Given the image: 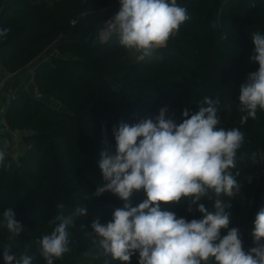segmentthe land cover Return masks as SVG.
Wrapping results in <instances>:
<instances>
[{"label":"trees","instance_id":"1","mask_svg":"<svg viewBox=\"0 0 264 264\" xmlns=\"http://www.w3.org/2000/svg\"><path fill=\"white\" fill-rule=\"evenodd\" d=\"M116 1L0 0V32L8 29L0 35V65L18 77L43 56L28 72L43 96L58 103L35 98L29 88L9 92L12 106L5 113L7 103L0 124L4 120L9 129L22 131L23 144L19 142L18 160L13 147L0 165V264H5V245H11L18 259L27 253L33 264H46L39 241L50 234L49 221L81 206L87 215L77 217L69 229L70 251L54 264H122L98 257L92 242L93 220L111 221L114 210L124 204L111 192L93 195L103 183L100 153L115 154L113 128L121 121L155 122L165 108V118L179 125L186 118L185 109L190 118L200 106H207L205 97L218 101V127L244 133L233 169L240 173L241 188L230 201L229 229L240 230L245 251L255 246L254 221L264 209V111L258 110L256 119L242 124L245 113L239 111L238 97L249 74L259 67L250 58L252 33H264V0H177L190 19L166 47L141 60L132 58L131 50L121 46L115 35H101ZM145 199L141 189L130 202L135 207ZM198 203L212 209L213 201L204 198ZM60 204L63 208L57 207ZM10 207L24 227L14 239L3 226V212ZM187 208L183 198L161 204L177 218H202L195 205L191 213ZM130 264H138V253Z\"/></svg>","mask_w":264,"mask_h":264},{"label":"clouds","instance_id":"2","mask_svg":"<svg viewBox=\"0 0 264 264\" xmlns=\"http://www.w3.org/2000/svg\"><path fill=\"white\" fill-rule=\"evenodd\" d=\"M119 4V11L105 21L104 35H115L121 46L143 56L166 47L190 19L187 8L177 0H119ZM252 41L254 55L250 59L259 67L240 88L239 111L245 113L242 124L256 119L258 110L264 111V33H252ZM217 103L205 97L203 104L207 106H200L190 118L185 109L186 118L179 125L166 119V109L162 108L155 122L144 119L129 125L121 121L113 128L116 151L114 155L100 153L103 183L93 195L111 192L124 204L114 210L111 221L102 224L96 218L91 223L98 257L122 264H130L136 253L138 264H264V209L255 217L254 247L245 251L240 230L229 229L230 201L241 188L240 173L234 174L233 169L237 168L244 133L239 128L218 127ZM255 155L251 159L255 160ZM4 160L5 153L0 151V165ZM141 189L146 199L133 207L130 198ZM224 196L229 201L221 198ZM182 198L188 201L187 211L191 213L195 205L202 218L189 221L161 209L162 203H179ZM204 198L213 201L211 210L198 203ZM86 215L87 209L81 206L49 221L52 230L39 241L46 264H54L70 251L69 229L77 217ZM15 217V209L4 210L3 226L12 239L24 231ZM222 230H226L223 236ZM3 259L5 264H33V256L25 253L18 259L11 253V245L3 247Z\"/></svg>","mask_w":264,"mask_h":264},{"label":"built area","instance_id":"3","mask_svg":"<svg viewBox=\"0 0 264 264\" xmlns=\"http://www.w3.org/2000/svg\"><path fill=\"white\" fill-rule=\"evenodd\" d=\"M119 8H120V4H119V0H117L115 2L114 7H113L114 15L119 11ZM109 10H110V7L109 8H103L101 11L102 12H106V11H109ZM114 15H112L111 18ZM16 78H17V75L15 73H12V72L8 71L2 65H0V93H1V91H3L6 88L10 87V85L13 83V80H15ZM28 88H29V91L31 92L32 96H34L35 98L45 100L50 105H52V104L57 105L58 104L57 101L53 97H51V98L44 97L43 94L41 93V91L35 85L34 82ZM1 121H2V127L4 128L3 130H5V132H7L8 136L12 140H15V141L22 140V136H23L22 131H20V130H11V129H9L7 123L4 120H1ZM14 148H16V149L13 152V156H14V158L16 160H18V156H19V153H20L19 150H18L19 143H17Z\"/></svg>","mask_w":264,"mask_h":264},{"label":"crops","instance_id":"4","mask_svg":"<svg viewBox=\"0 0 264 264\" xmlns=\"http://www.w3.org/2000/svg\"><path fill=\"white\" fill-rule=\"evenodd\" d=\"M28 73H30V78H28V76L26 77V78H23L24 80H23V82L21 81V82H13L11 85H10V93L11 94H16V93H18L20 90H23V89H25V88H28L29 86H31L32 85V79H31V76H32V72H28ZM25 76V74L22 76V77H24ZM21 77V78H22ZM4 93V94H3ZM7 103H8V95H7V93H6V89L2 92V93H0V119L2 118V114H3V111H4V109H5V107H6V105H7ZM0 128H2V125L0 126ZM3 131V130H2ZM3 141H4V143L3 142H1L0 141V144H1V146L2 147H5V145H6V143H7V137H5V135L3 134ZM1 146H0V148H1ZM0 151H3L2 149H0Z\"/></svg>","mask_w":264,"mask_h":264},{"label":"rangeland","instance_id":"5","mask_svg":"<svg viewBox=\"0 0 264 264\" xmlns=\"http://www.w3.org/2000/svg\"><path fill=\"white\" fill-rule=\"evenodd\" d=\"M116 13V12H115ZM112 15H114V14H112ZM111 15V16H112ZM111 16L108 18V19H110L111 18ZM107 19V20H108ZM101 35H102V37L103 38H105V35H104V26L102 27V30H101ZM131 52H132V58H134V59H138V60H141V59H143L144 58V56L142 55V53H138V52H134V51H132L131 50ZM152 54V53H151ZM150 54V55H151ZM25 74V76L24 77H22V76H20V77H17L15 80H13V82H23V78H26L27 76H28V78H30V73H28V72H26V73H24ZM22 77V78H21ZM11 90V89H10ZM3 91H1V93H2ZM4 94V93H3ZM58 108H60V106L58 107ZM0 126H1V124H0ZM4 128L2 127V128H0V141L1 142H3L4 143V141H3V134L5 135V137H7V143H6V145H5V147H2L1 146V144H0V146H1V148L0 149H2L3 150V152L4 153H6V154H8V153H11V151H12V148L13 147H15V145L17 144V143H19V141H21V140H19V141H15V140H12L9 136H8V134H7V132H5V130H3ZM3 130V131H2ZM21 143H22V141H21ZM23 144V143H22Z\"/></svg>","mask_w":264,"mask_h":264},{"label":"water","instance_id":"6","mask_svg":"<svg viewBox=\"0 0 264 264\" xmlns=\"http://www.w3.org/2000/svg\"><path fill=\"white\" fill-rule=\"evenodd\" d=\"M104 27H105V23H104ZM156 50V49H155ZM155 50H153V51H155ZM48 52V51H47ZM47 52H45V54L47 53ZM42 57L43 56H40L35 62H33V64H31L27 69H25L23 72H21L19 75H18V77H20V76H22L24 73H26V72H28V71H30V70H32V68L42 59ZM9 92H10V88H7L6 89V93H7V95H9ZM11 102L10 101H8V106H7V108H6V110H5V113H7L9 110H10V108H11Z\"/></svg>","mask_w":264,"mask_h":264}]
</instances>
